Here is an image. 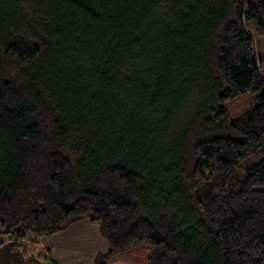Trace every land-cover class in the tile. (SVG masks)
Returning a JSON list of instances; mask_svg holds the SVG:
<instances>
[{"label":"trees","instance_id":"trees-1","mask_svg":"<svg viewBox=\"0 0 264 264\" xmlns=\"http://www.w3.org/2000/svg\"><path fill=\"white\" fill-rule=\"evenodd\" d=\"M256 36L264 1L0 0V235L89 219L95 264H264Z\"/></svg>","mask_w":264,"mask_h":264},{"label":"crops","instance_id":"crops-1","mask_svg":"<svg viewBox=\"0 0 264 264\" xmlns=\"http://www.w3.org/2000/svg\"><path fill=\"white\" fill-rule=\"evenodd\" d=\"M26 243L28 247H21L22 243L12 248L8 237L0 235V264H38L36 254L49 257L50 264H95L97 255L108 250L100 228L89 219L77 220L51 237H30ZM149 254L148 247L142 244L113 256L106 264H147Z\"/></svg>","mask_w":264,"mask_h":264},{"label":"rangeland","instance_id":"rangeland-1","mask_svg":"<svg viewBox=\"0 0 264 264\" xmlns=\"http://www.w3.org/2000/svg\"><path fill=\"white\" fill-rule=\"evenodd\" d=\"M251 1L254 3H257L258 1H264V0H251ZM255 48H256L257 58L259 59V64L262 66V70L264 71V37H259V36L255 37ZM195 97H196V91L192 93V98H195ZM255 97H256L255 93H245V94L239 95L236 98L232 99L227 104L229 111H230V116L237 117L241 115L242 113L246 112L247 110H249L250 108H252L253 106H255L256 104ZM258 160H260V158L258 159V156L248 157L237 167V171L240 174H243L248 167L258 162ZM29 237H34V236L30 235ZM28 239H25L21 247H24L27 245L26 241L28 242ZM19 251L23 252V249H19ZM36 253L37 251H34V254ZM35 256H38V264H48L45 258L43 257V255L36 254Z\"/></svg>","mask_w":264,"mask_h":264}]
</instances>
